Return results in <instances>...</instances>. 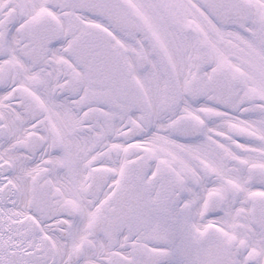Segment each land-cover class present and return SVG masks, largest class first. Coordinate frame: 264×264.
<instances>
[{
	"label": "snow or ice",
	"instance_id": "snow-or-ice-1",
	"mask_svg": "<svg viewBox=\"0 0 264 264\" xmlns=\"http://www.w3.org/2000/svg\"><path fill=\"white\" fill-rule=\"evenodd\" d=\"M0 264H264V0H0Z\"/></svg>",
	"mask_w": 264,
	"mask_h": 264
}]
</instances>
